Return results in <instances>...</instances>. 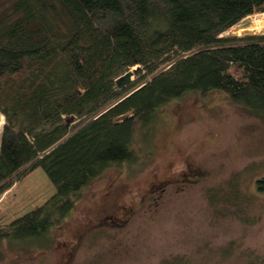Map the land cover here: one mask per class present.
I'll return each instance as SVG.
<instances>
[{
  "label": "trees",
  "instance_id": "obj_1",
  "mask_svg": "<svg viewBox=\"0 0 264 264\" xmlns=\"http://www.w3.org/2000/svg\"><path fill=\"white\" fill-rule=\"evenodd\" d=\"M7 1L9 13L0 15V196L35 169L55 192L0 228V247L50 249L51 232L86 186L112 166L139 164L136 130L173 101L216 91L264 119V35L220 38L263 14L264 0ZM162 62L168 69L125 88L130 93L116 91L115 80L129 69L151 75ZM72 116L89 121L71 133L65 119ZM255 189L264 194V177Z\"/></svg>",
  "mask_w": 264,
  "mask_h": 264
},
{
  "label": "rangeland",
  "instance_id": "obj_2",
  "mask_svg": "<svg viewBox=\"0 0 264 264\" xmlns=\"http://www.w3.org/2000/svg\"><path fill=\"white\" fill-rule=\"evenodd\" d=\"M8 6L0 0V15ZM249 17L231 34L260 35L264 13ZM167 64L151 75L141 69L128 86L138 88ZM88 121L65 119L71 133ZM3 126L2 118L0 137ZM134 138L139 164L112 166L86 186L74 211L51 232L50 249L27 252L6 244L0 264H264V194L255 189L264 177L263 118L220 92L191 93L163 107ZM156 182L173 186L150 194ZM54 192L43 171L33 170L0 196V228Z\"/></svg>",
  "mask_w": 264,
  "mask_h": 264
},
{
  "label": "water",
  "instance_id": "obj_3",
  "mask_svg": "<svg viewBox=\"0 0 264 264\" xmlns=\"http://www.w3.org/2000/svg\"><path fill=\"white\" fill-rule=\"evenodd\" d=\"M246 19V18H245ZM245 19H243V20H241L239 23H237V24H242V25H245ZM223 35V34H222ZM220 36V38L222 37H224V36ZM260 35H264V29L260 32ZM234 37H238V36H236V35H234V34H229V33H227L226 34V38H234ZM137 71H138V68L136 67L135 68V70H133V71H128V72H126V73H124L122 76H120L119 78H117L116 80H115V82H114V84H115V87L118 89V90H122V89H124V88H126L128 85H130L131 84V77L135 74V73H137ZM3 117H2V115L0 114V121H1V119H2ZM3 120H4V118H3Z\"/></svg>",
  "mask_w": 264,
  "mask_h": 264
},
{
  "label": "flooded vegetation",
  "instance_id": "obj_4",
  "mask_svg": "<svg viewBox=\"0 0 264 264\" xmlns=\"http://www.w3.org/2000/svg\"><path fill=\"white\" fill-rule=\"evenodd\" d=\"M189 182H193L192 179H188ZM180 181L176 182L179 184ZM157 185L155 184L154 186L152 185L151 186V191H149L150 194H157V193H165L166 192V189L167 187L169 186H173V182H156ZM161 197V196H160ZM151 200L152 201H156V198L155 197H151ZM67 256V259H71L72 257V252H68L66 254ZM68 264V263H67Z\"/></svg>",
  "mask_w": 264,
  "mask_h": 264
},
{
  "label": "bare ground",
  "instance_id": "obj_5",
  "mask_svg": "<svg viewBox=\"0 0 264 264\" xmlns=\"http://www.w3.org/2000/svg\"><path fill=\"white\" fill-rule=\"evenodd\" d=\"M248 18V17H247ZM246 18V19H247ZM246 19H245V25H242V24H237V25H241L242 27H245L246 26Z\"/></svg>",
  "mask_w": 264,
  "mask_h": 264
}]
</instances>
